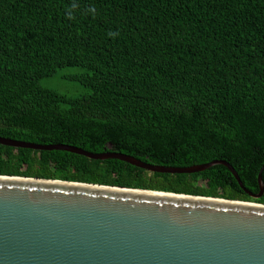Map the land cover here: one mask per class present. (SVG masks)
Returning <instances> with one entry per match:
<instances>
[{
    "label": "trees",
    "instance_id": "16d2710c",
    "mask_svg": "<svg viewBox=\"0 0 264 264\" xmlns=\"http://www.w3.org/2000/svg\"><path fill=\"white\" fill-rule=\"evenodd\" d=\"M64 68L87 93L39 85ZM0 137L164 168L225 161L243 188L221 165L165 174L1 145L0 176L264 205V0H0Z\"/></svg>",
    "mask_w": 264,
    "mask_h": 264
},
{
    "label": "water",
    "instance_id": "95a60500",
    "mask_svg": "<svg viewBox=\"0 0 264 264\" xmlns=\"http://www.w3.org/2000/svg\"><path fill=\"white\" fill-rule=\"evenodd\" d=\"M0 145L115 159L149 172L196 174L120 153L0 137ZM258 174L260 193L264 192ZM249 194V193H248ZM250 195V194H249ZM0 264H264V205L160 191L0 176Z\"/></svg>",
    "mask_w": 264,
    "mask_h": 264
},
{
    "label": "rangeland",
    "instance_id": "374dc122",
    "mask_svg": "<svg viewBox=\"0 0 264 264\" xmlns=\"http://www.w3.org/2000/svg\"><path fill=\"white\" fill-rule=\"evenodd\" d=\"M83 70L78 68H64L58 70L52 77L44 78L39 81V85L43 88L56 91L59 94L69 98H75L79 95L87 93L70 77L82 73Z\"/></svg>",
    "mask_w": 264,
    "mask_h": 264
},
{
    "label": "clouds",
    "instance_id": "9594fccd",
    "mask_svg": "<svg viewBox=\"0 0 264 264\" xmlns=\"http://www.w3.org/2000/svg\"><path fill=\"white\" fill-rule=\"evenodd\" d=\"M109 35H112V36H114V35H116V33H109Z\"/></svg>",
    "mask_w": 264,
    "mask_h": 264
}]
</instances>
